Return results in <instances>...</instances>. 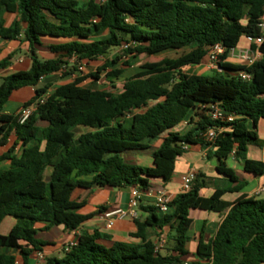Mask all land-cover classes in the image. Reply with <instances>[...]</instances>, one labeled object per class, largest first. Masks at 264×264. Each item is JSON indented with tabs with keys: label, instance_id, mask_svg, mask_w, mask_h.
Instances as JSON below:
<instances>
[{
	"label": "trees",
	"instance_id": "1",
	"mask_svg": "<svg viewBox=\"0 0 264 264\" xmlns=\"http://www.w3.org/2000/svg\"><path fill=\"white\" fill-rule=\"evenodd\" d=\"M7 15L15 17L9 22ZM263 15L264 0H0V39L17 45L0 60V73L21 56L23 45L30 60L27 71L0 76V228L7 217L17 220L7 235L0 232V264H30L48 245L38 238L40 232L59 226L75 232L108 210L101 206L97 213H80L86 201L74 198L77 190L131 187L144 192L154 179L168 184L177 161L192 146L217 160L216 171L227 187L204 197L201 190L210 183L197 174L190 191L172 198L168 213L140 205V213L150 215L134 221L137 231L131 238L136 242L82 231L69 251L62 249L44 264H264V196L223 199L246 186L228 165L231 157L247 174L264 176V161L248 158L264 119V44L262 58L249 68L226 53L219 69L208 74L183 70L207 61L216 44L232 49L244 41L241 47H247L248 36L260 35ZM44 47L47 55L40 52ZM116 48L123 53L107 58ZM182 50L189 51L145 63L120 92L83 85L88 79L99 81L107 71L106 81L117 90V81L141 56ZM102 58L106 61L96 72L77 75ZM242 71L250 79H243ZM56 76L74 79L61 85L45 81ZM22 90L34 91L25 106L38 103L23 124L17 114L5 112ZM216 107L235 120L214 119ZM184 122L189 131H174ZM209 129L220 131L212 142L204 138ZM155 140L161 144L151 166L124 159V154L152 149ZM191 210L227 214L209 242L201 233L194 261H186L194 228ZM149 228H169L165 253L164 248L157 251Z\"/></svg>",
	"mask_w": 264,
	"mask_h": 264
},
{
	"label": "crops",
	"instance_id": "2",
	"mask_svg": "<svg viewBox=\"0 0 264 264\" xmlns=\"http://www.w3.org/2000/svg\"><path fill=\"white\" fill-rule=\"evenodd\" d=\"M7 16L9 17L11 16V18L15 17L13 15H7ZM16 48L17 45H15V49ZM22 49L24 51V55L20 56L14 62V64L8 70H6V72L27 71L30 68V60L27 56L26 46L23 45ZM44 49H46V47L42 48L40 52L42 53V50ZM45 52H47L48 54L49 52L48 49H46ZM51 80L48 77L45 81L49 82ZM16 93H17V97L14 99ZM16 93L12 97V100L14 99L16 103L13 104L12 107L10 108H5L6 113L17 114L20 108L26 102H28L34 95L33 90H26V91H21V93L20 92H16ZM249 127L252 128L251 122L249 124ZM189 129L190 126L187 124V122H184L179 126H177L174 129V131L186 133L187 131H189ZM257 131H258L259 139L256 144L249 146L248 158L256 161H264V119L259 121ZM160 144L161 141L159 140L158 141L155 140L152 143L153 145L151 149L152 154L154 153V151L158 149ZM207 153L208 152L202 149L200 146L190 147L189 150L184 154V156H182L177 161L175 173L172 177V180L168 184H165L161 180L154 179L152 180L151 188L147 191L142 192L143 206L154 207L155 206L154 193L159 190H164L170 193L172 197L176 196L179 193H182L183 179L190 170L196 171L198 175H203V177H205L207 181L210 183L206 188L201 190V195L204 197L212 196L215 192V189L218 187L217 184L220 183V181H222L224 178L223 176H220L216 171V166L218 164L217 160L216 159L208 160ZM128 154L130 153H127L123 157L127 162L133 164H140L141 158H144L143 155H140L141 154L140 152L132 153L127 157ZM135 154H139V155H135ZM230 159L235 163V167L237 166V170L239 171V176L237 177L239 181L245 182L246 186L239 193H228L224 195L223 199L229 202H233L242 194L256 195L255 193H257V191L261 187H264V176L253 177L252 175H249L244 171L242 163L237 162L232 157ZM152 161L153 159L151 156L147 161L148 162L147 166H151ZM8 164L9 162L6 163V165ZM210 181H212V184ZM234 186H236V184H234L233 187ZM131 191H132L131 187L129 188L95 187L92 189L77 190L74 195V198L78 202L86 201V205L82 208L80 213L87 215L91 213H97L99 207L101 206H105L108 210L119 207H123V208L127 207L131 200ZM260 196H264V193L260 194ZM226 214L227 211L225 213H214L204 210L190 211V216L194 220V228L190 234L192 237V242L189 244L190 254L187 257L186 261H194L195 259L194 254L196 253L198 240L200 239L201 233L205 242H209L211 239H213ZM149 215H150L149 213L142 211L140 213V218L142 220H145ZM40 227H43V225H40ZM95 230H99L102 233L111 235L113 239L116 241L136 242V240L131 238V234L137 231V227L134 221L131 220L117 221L113 228L107 229L105 222L100 218V214L96 215L93 219L86 222L81 229L75 232H68L64 229L63 226H59L50 229L48 232H40L38 234V238L48 243V245L44 246L43 248V252L46 255V257L60 256L62 249L67 242L75 238H78L79 235L82 233V231L93 232ZM168 231L169 228H165L164 230H161L159 228H155V229L149 228L148 235L156 243L157 246L162 242L166 245ZM46 234L47 236L44 237V235ZM102 243L107 246L111 245V243L109 242H102ZM166 249L167 248H164L162 250V253H165ZM30 264H44V263L39 261L36 256H33L32 259L30 260Z\"/></svg>",
	"mask_w": 264,
	"mask_h": 264
},
{
	"label": "built area",
	"instance_id": "3",
	"mask_svg": "<svg viewBox=\"0 0 264 264\" xmlns=\"http://www.w3.org/2000/svg\"><path fill=\"white\" fill-rule=\"evenodd\" d=\"M100 3L105 2V0H98ZM260 28V35L258 37L248 36L246 38V42L248 44L247 47H236L232 49L225 48L222 44H216L212 46L207 55V61L210 64V67L215 70L219 69V62H221L222 57L228 53V57L230 60L235 62L236 64L249 68L254 65L258 60H260L263 56L261 52V47L264 44V15L260 18L259 23ZM123 48H127L126 45ZM239 75L247 80L250 79V75L242 71ZM37 102L30 105L25 106L23 105L20 110L18 111L17 115L19 116L20 123H24L36 110ZM213 118L216 120H221L225 122H233L235 120L234 115H230L225 113L220 107H216L212 113ZM220 131L216 129H209L204 138L208 142H212L217 136ZM197 172L194 170H190L183 179L182 190L183 192H188L191 190L192 183L195 180ZM264 193V187H261L256 195H260ZM142 191L138 188H132L131 191V200L127 207H119L111 210H106L100 214L101 220H103L106 224L107 229H111L114 227L117 221L123 220H131L135 221L140 217V205L142 204ZM172 195L164 190H159L154 193L155 199V207L156 209L162 213L166 214L169 212V204L172 200ZM77 242V238L70 240L67 242L63 249L65 251H69ZM165 244L162 242L157 246V251H160ZM37 259L42 263L46 261V255L44 252H39L36 255Z\"/></svg>",
	"mask_w": 264,
	"mask_h": 264
},
{
	"label": "rangeland",
	"instance_id": "4",
	"mask_svg": "<svg viewBox=\"0 0 264 264\" xmlns=\"http://www.w3.org/2000/svg\"><path fill=\"white\" fill-rule=\"evenodd\" d=\"M7 20L10 22L13 18H11V16H6ZM245 44L244 41H242L241 46H243ZM0 49L3 51L2 54H0V60H2L3 58L6 57L7 53H9L10 51H13L15 50V44H11L9 43L8 41H4V40H1L0 39ZM47 49V48H46ZM46 49L42 50V53L44 55L47 54ZM21 50V49H20ZM189 50H182V51H170V52H165V53H162L158 56H153V57H148V56H141L137 62V64H135L132 68H129L125 74H123L121 80L117 81L116 83V86H117V90L113 89V86L112 84H110L109 82L106 81L105 79V74L107 71L103 72L101 74V79L99 81H96V82H93V80L91 79H88L83 85L91 88V89H94V90H101V91H106V92H120L123 90V84L125 82V80L133 75H135L136 73H138L140 70H141V67L145 64V63H148V62H157V61H160L162 59H165V58H170V59H176V58H179L181 56H183L184 54L188 53ZM123 52L121 49L119 48H116V49H113L111 51V54L107 57V58H112V57H115V56H118V55H121ZM24 55V52L21 53V56ZM127 58L123 59V61H126ZM106 61L105 58H102L100 59V61L98 62H95V63H92L91 65L89 66H86L85 68L83 67L81 69L82 73H78L77 75H80V76H83V75H87L91 72H96V69L102 65L104 62ZM122 63L118 66V67H122ZM183 70L187 73H192V74H208L210 73V71H212L213 69L210 67V64L208 63V61H204L202 65L200 66H186L185 68H183ZM7 72L4 71V72H1L0 76L3 75V74H6ZM74 77H67L66 79H59V76H56L55 79L51 80V82L54 84V85H61L63 83H67L69 81H73ZM22 91H26V90H22ZM21 93V91H19ZM17 97V93L16 95L14 96V99ZM10 100L6 106V108H10L12 107L13 104L16 103L15 100ZM6 150V149H5ZM132 153H137V152H131L130 154ZM141 154L140 155H143L144 158H141V161H140V164L138 165H141L143 167H147V164H148V159L153 156L152 154V150H145V151H142L140 152ZM128 154L127 157L130 155ZM126 155V154H124ZM123 155V156H124ZM135 155H139V154H135ZM228 165L230 167H232L234 169V172L236 174V176H239V171L237 170V166L235 167V163L229 159L228 160ZM50 174V171L47 172V176H49ZM229 184V182H227V180H222L220 181V183L217 184V186L219 187H227V185ZM17 223V220L13 217H7L4 222L2 223L1 225V234L5 235V234H8L10 229ZM43 235V234H42ZM46 235H44V237H46ZM163 248H167L166 245L163 246ZM162 250V249H161Z\"/></svg>",
	"mask_w": 264,
	"mask_h": 264
}]
</instances>
